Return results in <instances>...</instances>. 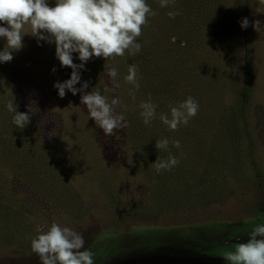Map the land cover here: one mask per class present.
Segmentation results:
<instances>
[{"label":"rangeland","instance_id":"1","mask_svg":"<svg viewBox=\"0 0 264 264\" xmlns=\"http://www.w3.org/2000/svg\"><path fill=\"white\" fill-rule=\"evenodd\" d=\"M222 9L219 37H237L232 43L240 46L238 56L251 53L253 64L252 94L241 105L243 136L239 141L243 147L236 155L237 179L209 185L203 178L206 185L188 189L192 196L184 200L178 196L157 200L161 195L150 189L139 154L126 143L127 127L106 136L88 117L80 93L66 90L59 97L53 84L68 79L72 69L60 66L52 44L24 35V47L13 53L7 68L25 111L29 112V105L35 110L29 112V132L40 147L32 153L34 158L48 160L42 177L49 178L52 169L58 170L66 179L70 197L54 196L33 183L29 175L4 169L6 159L0 153V202L15 210L0 214V264H41L31 250V240L53 222L83 236L84 247L94 253V264H227L223 252L233 250L237 242H246L253 223H264V3L225 0ZM245 17L252 36L240 26ZM255 20L261 22L259 32L252 26ZM208 40L209 47L212 40ZM4 44L0 38L2 48ZM194 48L196 53L204 52L200 42ZM92 70L96 73L81 74V83L89 84L86 91L103 77L104 88L99 85L102 95L109 101L119 98L116 111L126 120L107 69L101 73ZM209 93L211 101V90ZM235 100V95L224 90V105Z\"/></svg>","mask_w":264,"mask_h":264},{"label":"trees","instance_id":"2","mask_svg":"<svg viewBox=\"0 0 264 264\" xmlns=\"http://www.w3.org/2000/svg\"><path fill=\"white\" fill-rule=\"evenodd\" d=\"M48 3L54 6L55 0H48ZM146 3L156 15L148 17L142 35L137 38V42L142 45L141 51L134 56L126 52L122 57L106 61L94 57L86 63V70H81V74L87 77L91 75L92 69L101 73L107 69L104 68L105 64L118 69V76L113 83L124 105L126 143L130 144L134 153L139 154L137 156L146 172L150 189L153 194L157 191L161 195L160 198L156 196L157 200L170 201L177 196L179 200H184L192 196L188 189L193 190L200 183L205 184L203 178L209 185H224L237 179L236 155L243 147L239 141L243 136L240 124L244 110L241 105L249 101L252 94V54L238 56L240 46L232 43L236 42L237 37H219L225 0H175L174 5L166 8L159 6V0H146ZM169 11H178L180 14L170 18L167 15ZM247 31L249 36L253 35L249 26ZM208 39L212 40L209 47L206 43ZM196 42L204 45L203 53H199V50L196 53ZM52 45L55 47L54 43ZM241 47H244L243 42ZM73 57L80 63L78 54L73 53ZM118 61L125 64L118 65ZM7 64L0 63V153L6 159L3 168L17 169L32 177L33 183L40 188L66 199L70 197L67 193L70 191L66 179L58 170L52 169L49 178L42 177L46 173L48 160L36 159L32 155L40 147L29 132V123L20 129L12 122L13 113L6 107L9 101L16 104L17 111H26L10 78ZM130 65L137 66L138 89L124 80ZM98 73L97 76H100ZM100 84L104 88L103 77L99 78L96 88ZM130 89L135 93L134 100L129 95ZM209 90L213 101L209 100ZM224 90H229L237 100L224 105ZM189 96L199 104L197 115L190 118L187 125L181 124L177 130H169L160 121V113H170V106L178 105ZM149 99L157 105L156 118L145 125L139 105ZM161 138L180 142V148L169 144L171 154L180 162L171 170L157 173L153 163L158 156H168V152H159L155 147L156 139ZM204 167L207 169L202 171ZM14 212V208L0 202V214Z\"/></svg>","mask_w":264,"mask_h":264},{"label":"clouds","instance_id":"3","mask_svg":"<svg viewBox=\"0 0 264 264\" xmlns=\"http://www.w3.org/2000/svg\"><path fill=\"white\" fill-rule=\"evenodd\" d=\"M264 3V0H261ZM175 0H159L162 8L174 5ZM178 11H169L167 15L175 18ZM156 12L146 0H55L50 6L48 0H0V38L5 41L0 49V63L13 59V53L24 47L23 37L29 34L40 41L55 44V56L61 67L72 69L70 77L64 81H56L53 87L59 97L66 95V90L73 95L80 93V103L87 109L88 117L103 130L106 136L112 135L116 129L126 128L127 121L116 108L120 104L118 97L109 101L99 88L89 87L88 81L81 83V70H86L88 61L104 58L105 61L117 56L136 55L142 45L137 38L142 35V28L149 16ZM241 28L249 26L248 19L242 18ZM254 30L260 31L261 22L252 23ZM73 53L78 54L80 63L74 62ZM107 76L113 82L118 76L115 66L104 65ZM55 72L56 68L53 67ZM137 66L130 65L124 77L126 83L139 88ZM80 83V87L76 85ZM118 87V83L116 84ZM129 95L135 99L130 89ZM12 115L13 124L23 129L30 121L29 112L35 110L29 105V112L17 111L13 101L6 105ZM140 116L145 125L156 118V108L150 99L139 105ZM199 104L189 96L176 106H170V113H160V121L171 131L198 113ZM180 148V142L169 141L168 138L156 139L155 147L168 152L167 158L157 157L153 163L157 173L171 170L179 164V159L171 154L169 144ZM246 242H237L233 250L224 251L222 258L227 264H264V223H253ZM83 236L67 226L53 222L46 231H40L31 240V250L38 255L41 264H94V253L84 247Z\"/></svg>","mask_w":264,"mask_h":264}]
</instances>
